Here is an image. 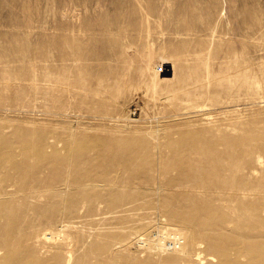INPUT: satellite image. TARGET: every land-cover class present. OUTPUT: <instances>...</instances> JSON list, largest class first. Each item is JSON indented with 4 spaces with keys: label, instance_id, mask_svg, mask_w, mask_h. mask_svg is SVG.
<instances>
[{
    "label": "rangeland",
    "instance_id": "rangeland-1",
    "mask_svg": "<svg viewBox=\"0 0 264 264\" xmlns=\"http://www.w3.org/2000/svg\"><path fill=\"white\" fill-rule=\"evenodd\" d=\"M188 128L217 144L172 148ZM40 130L49 140L95 137L100 148L66 157L58 147L41 176L61 183L68 173L70 188L31 199L37 209L17 211L14 226L0 223V264L10 229L51 264L215 262L206 235L201 258L147 238L183 226L192 201L182 190L232 161L237 137L258 147L237 160L251 169L245 177L263 178L264 0H0V136L17 144ZM174 180L178 191L149 188ZM45 228L59 231L54 240L37 237Z\"/></svg>",
    "mask_w": 264,
    "mask_h": 264
},
{
    "label": "bare ground",
    "instance_id": "bare-ground-1",
    "mask_svg": "<svg viewBox=\"0 0 264 264\" xmlns=\"http://www.w3.org/2000/svg\"><path fill=\"white\" fill-rule=\"evenodd\" d=\"M246 127L247 124H238L240 130H244ZM202 136L201 129H183L179 132L177 139L169 141V145L172 148H182L183 144H188L191 148L193 146V149H197L196 146L202 140L203 143L208 144L207 147H212L218 142L216 138L209 141ZM49 139L50 132L44 130L38 131L33 141L25 139L17 144H12L0 136V223L6 221L12 227L16 223L15 213L17 211L24 210L26 212V209H32L35 206V204L31 206V199H41L40 197L43 196L44 192L49 190L59 193L65 191L66 187L70 188V182L66 181L68 173L66 180L61 183L59 181L56 183L53 181L48 182L46 177L41 176V173H46L48 176V173L54 169L53 158L59 155L58 150L60 149L58 147L60 145L63 146L66 157H71L76 152L100 148V139L91 136H85L75 141L66 137L59 139L51 137V140ZM234 145L240 147V149L232 148V161H229L225 166L216 165L213 169L214 175L210 173L211 178L205 177L207 180H204V178V181L194 182L191 186H186L182 190L181 194H186L192 201L188 212L183 215L185 218L183 226L180 228L172 226L173 228H170L168 222L158 227L155 238H147L162 252H180L185 256L189 254V257L196 255L201 258L202 254L196 252V247L201 235H206L205 240L215 252L212 253L214 256L211 259L214 260L217 257L215 262L209 264H264V175L263 178L261 176L257 180L247 179L248 177L245 176L248 175L251 169L247 167V163L239 166L237 161L243 159L245 153L258 147L250 140L249 136L237 137L231 141V146ZM171 147L170 150L172 151ZM255 152H257V162H263L262 156L258 154L259 150L256 149ZM159 156V160L154 165L159 166L160 169L167 156L163 153H160ZM108 166L106 165L104 168ZM182 166L183 164L180 161L178 165L172 167L181 169ZM123 167L122 164H116L114 171L120 172ZM241 175L244 178H241ZM214 178L216 179L213 180ZM175 181L163 185L161 183L159 185L157 182V188H154V186H149V188L152 191L156 190L155 192L178 191V187H176L178 183ZM160 200L162 199L160 198ZM34 209H37V206ZM224 229L240 232L241 235L250 236V238L254 235L260 236L263 240L245 242L239 240V236L233 238L226 235H215L214 231L222 232ZM47 230L48 228H45L42 232L37 233V237L39 236L46 241L54 240V234L59 231H54L53 234L49 231L47 233ZM24 241L23 236L19 238L13 236L10 229L4 241L1 262L3 264H14L17 258L22 257L21 264H51L34 248L25 247ZM146 244H149V242H146ZM170 245L173 247H168ZM66 251L69 254L71 249H66ZM70 260L72 258L66 264H69ZM202 263V259H200V264Z\"/></svg>",
    "mask_w": 264,
    "mask_h": 264
},
{
    "label": "built area",
    "instance_id": "built-area-1",
    "mask_svg": "<svg viewBox=\"0 0 264 264\" xmlns=\"http://www.w3.org/2000/svg\"><path fill=\"white\" fill-rule=\"evenodd\" d=\"M154 236H156V231L154 232Z\"/></svg>",
    "mask_w": 264,
    "mask_h": 264
}]
</instances>
